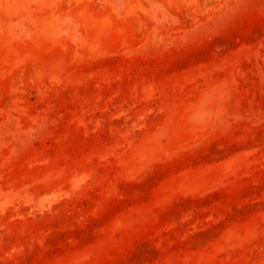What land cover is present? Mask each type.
<instances>
[{
  "label": "rangeland",
  "instance_id": "obj_1",
  "mask_svg": "<svg viewBox=\"0 0 264 264\" xmlns=\"http://www.w3.org/2000/svg\"><path fill=\"white\" fill-rule=\"evenodd\" d=\"M0 264H264V0H0Z\"/></svg>",
  "mask_w": 264,
  "mask_h": 264
}]
</instances>
